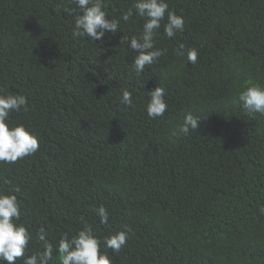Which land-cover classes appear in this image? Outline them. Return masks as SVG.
Wrapping results in <instances>:
<instances>
[{
    "label": "trees",
    "instance_id": "16d2710c",
    "mask_svg": "<svg viewBox=\"0 0 264 264\" xmlns=\"http://www.w3.org/2000/svg\"><path fill=\"white\" fill-rule=\"evenodd\" d=\"M134 2L105 0L119 29L93 41L72 36V0H0V94L27 97L8 122L39 139L33 155L0 162V190L17 196L15 223L32 235L25 257L43 250L41 228L55 246L87 223L101 241L131 228L118 253L101 243L113 264H264V115L238 100L249 82L264 86V0H167L184 29L167 38L165 14L154 43L166 53L139 76ZM180 44L198 51L195 64ZM158 85L167 110L153 119ZM189 112L198 129L176 134Z\"/></svg>",
    "mask_w": 264,
    "mask_h": 264
},
{
    "label": "clouds",
    "instance_id": "9594fccd",
    "mask_svg": "<svg viewBox=\"0 0 264 264\" xmlns=\"http://www.w3.org/2000/svg\"><path fill=\"white\" fill-rule=\"evenodd\" d=\"M80 10L74 23L73 37L87 36L91 40H102L106 32L116 33L119 29L118 19H109L104 8L105 0H72ZM136 14L145 19L142 34L130 39V47L138 52L133 60L135 74L144 72L145 65L154 64L166 49L155 47V37L161 28V22L167 13V22L164 24V35L171 39L176 33L184 29V19L169 10L167 0H135L133 5ZM133 15L132 9L123 14V20L128 21ZM178 56H186L191 64L198 59L195 48L185 52V46L180 44L175 50ZM165 91L162 86H156L149 92L146 111L149 117L155 119L163 116L167 110L164 98ZM238 100L243 109L250 114L264 115V86L259 83L249 82L244 90L239 92ZM121 103L131 106L133 103L132 92L122 89ZM21 109L29 110L28 99L24 95L0 94V162L13 164L18 159L33 155L39 149V139L36 133L26 129L23 124L10 126L8 122L11 111L19 112ZM200 117L190 112L184 116L183 123L179 126L178 135H188L190 130H197ZM16 192L19 189H15ZM100 217L101 224H107L109 213L105 206L95 209ZM264 214V207L260 208ZM20 219V206L17 196L12 192L5 193L0 190V261L6 264H16L17 259L24 257V264H49L56 251L59 254L60 264H113L107 253L101 251V243L113 252L118 253L126 245L131 228L125 226L124 230L107 236L103 241L97 238L90 224H85L77 235L71 238L64 233L57 245L46 239L45 231L41 228L38 239L42 242V251L25 257V251L32 239V235L24 224H17Z\"/></svg>",
    "mask_w": 264,
    "mask_h": 264
}]
</instances>
